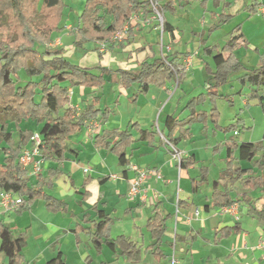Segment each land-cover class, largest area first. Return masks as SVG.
<instances>
[{"label":"crops","instance_id":"1","mask_svg":"<svg viewBox=\"0 0 264 264\" xmlns=\"http://www.w3.org/2000/svg\"><path fill=\"white\" fill-rule=\"evenodd\" d=\"M261 3L264 4V0ZM259 7L261 5H258L257 13L261 14ZM68 10L72 11V6L68 5L64 9V16ZM76 13L80 15L79 11ZM168 21L174 27V39L172 40L170 34L165 32L163 35L164 48L161 46V33L155 29V26L139 20L131 22V25L136 27L133 29V39L129 44L121 47L116 43H108V49L100 48L102 56L97 50L99 43H94V48L86 44L84 48L77 49L73 46V36L72 44L68 42L64 44L61 34H58L59 31L55 32L52 44L64 47L66 56L70 51L80 52L77 63L85 67L103 65L112 69L136 70L145 59L153 60L155 57L178 51L181 53L178 62L185 69V75L180 86L177 81H173L162 87L153 85L147 93H138L136 84L126 88L118 81L119 74H109L106 76L105 84L110 83H108L110 87L106 91L108 94L105 95L106 104H101L104 103L103 96L100 95V90L97 87L75 86L69 88V101L66 107L72 109L75 115L81 114L85 106L92 103H95L96 108L100 109V114L97 118L86 120L81 131L68 139L70 151L66 152V159L60 164L62 172L54 180L52 189L44 188L47 192L66 200L68 203L66 209L57 212L51 211L48 209L45 199L42 198L32 202L21 213L15 210L6 211L0 207V218H5L15 232L24 233L27 236L22 251L23 264H46L59 251L63 252L67 264L72 261L73 264H171V255L174 250L178 260L176 264H227L228 262V264H264V249L258 247L260 241L264 239V226H258V233L252 237L241 221L242 214L251 215L248 213L247 205L244 202H238V214L235 215L223 212L222 207H215L212 203V194L216 186L221 189L225 187L220 176L227 166V153L226 147L220 145L231 137L222 134L223 131L217 129L212 122L208 124L200 121L193 122L190 133L178 144L184 153L182 157H192L195 161L185 168H181L180 162L174 158L173 153L161 138L162 131L167 130L165 123L167 116L174 114L180 119L188 117L191 113L187 107L188 101L196 95L206 92L203 90L206 87V79L198 81L197 71H206V64L214 69L213 64H215L212 55L205 54L199 58L200 50L195 52L194 46L191 44L190 46L186 45L189 50L183 51L182 49L186 47L181 46L183 37L180 36L178 26L171 19ZM76 23L66 21L63 26L61 22V26L65 27L64 31H61L68 32ZM124 27H127L126 24ZM244 27L241 24L240 30L244 33L243 39H246L244 44L250 48L252 42L247 37L248 32H245L247 30ZM235 28L236 26L225 36L226 41L232 34L240 32ZM151 33L159 35L160 42H150L148 37ZM209 37L206 38V45L222 47L220 43L208 44ZM192 40H194L193 36L187 34L185 44L192 43ZM242 44L243 41L238 42L236 47ZM202 45L203 48L206 46ZM263 46L264 31L262 46L257 48L262 51ZM187 51L192 55L183 58L184 52ZM211 76L208 74V79ZM188 77H190L188 82L191 87L187 89L184 84ZM200 88L201 91L195 94ZM95 97H99V101L94 102ZM108 103L114 104L111 106ZM244 103L249 104V99L246 98ZM260 103L264 105V100ZM103 105L106 107L104 108ZM214 105L208 98L196 108L209 111ZM106 108H109L110 112L103 115L102 112ZM237 118L242 117H236L232 122ZM242 119L246 127L245 119ZM160 120H162V124L159 123ZM31 122L30 119L23 121L20 125L22 128L39 131L42 124L34 121L36 124V128H34L30 124ZM131 123H138L143 128L156 129L159 133L153 142L137 140L128 151L130 163L121 165L113 152L95 145V135L104 129H125ZM219 124L222 125L220 120ZM196 126L199 127L198 134H195L194 131ZM241 129L237 133L236 130L234 131V137L241 133ZM175 135L178 136L179 132L177 131ZM135 136L139 137L137 132H135ZM212 138H215L213 140L215 143L211 142ZM254 139L243 141L259 144L261 150L257 157H263L264 128ZM237 141L241 142L238 138ZM31 146L32 142L28 140L22 151ZM235 154L238 155L237 152ZM1 155L0 162L4 158V155ZM52 156L46 146L42 155L37 156L42 159V173H46L49 167L56 168L58 166V162L52 159ZM235 163L237 165V162ZM238 164L244 168L253 167L255 175L261 173L264 175V169L261 170L254 166L251 161L240 160ZM135 167L149 169L150 173L141 186L140 192L131 195L129 192L131 181L137 173ZM203 168H206L207 173ZM25 169L31 183L36 184L37 173H32L30 167ZM204 174L206 175L205 179H203ZM89 176L91 180L83 186L84 178ZM193 179L203 180V182L195 189ZM217 180L220 182L216 185ZM229 187L234 198L240 199L244 193H247L248 196L255 199L258 208L264 206L261 187L246 188L240 182ZM84 191L89 192L85 198L82 195ZM157 205L171 214L167 221L168 228L162 244L164 254L162 257L155 255L151 249L147 248L152 243V238L146 229V223ZM94 206L113 218L109 230L112 238L124 235L140 246L135 260H128L106 244L98 249L88 229L79 233L75 231L78 223L84 227L92 226L90 221L97 218L96 212L93 210ZM85 214L89 215V220L88 218L84 219ZM237 222L241 224L240 231H233L228 236L220 237L219 230L224 227H232ZM65 242L67 243L65 244ZM7 263L8 257L0 250V264Z\"/></svg>","mask_w":264,"mask_h":264},{"label":"trees","instance_id":"2","mask_svg":"<svg viewBox=\"0 0 264 264\" xmlns=\"http://www.w3.org/2000/svg\"><path fill=\"white\" fill-rule=\"evenodd\" d=\"M183 1L179 0L178 5H182ZM223 1L225 5L232 7V2ZM152 2H158V7L164 14L167 11L174 12L177 7L175 0H86L77 23L70 29L75 47L82 49L86 43L91 42L113 43L114 36L125 24L128 26V33L117 41L116 45L126 46L132 41L133 29L136 27L131 25V18L135 13H142V17L147 19L153 11ZM258 5L260 3L253 4L250 9L257 12ZM65 7L64 0H0V144L5 143L0 147V153L4 155L3 161L0 162V191H11L22 197V202L15 209L18 213L40 198L45 199L51 211H63L67 207L66 200L58 198L44 188L52 189L54 180L62 172L60 164L66 159V152L70 151L68 139L81 131L86 120L97 118L100 114V109L96 108L95 103L87 104L79 115H75L72 109L67 108L70 87H103L107 82L106 76L116 73L119 74L118 81L124 87L136 84L138 93H147L153 85L162 87L169 82L177 81L180 86L185 75V69L178 62L181 55L178 51L155 57L153 60L145 59L136 70L112 69L103 65L85 67L72 62L65 55L64 47L52 44L55 32L62 29ZM220 26L221 24H213L210 33ZM164 29L173 40L174 27L167 19L164 22ZM240 29L241 25L235 28L238 31ZM243 38L244 33L240 30L232 34L221 48L206 45L207 39H202V44L206 45L203 48L204 53L212 55L216 65V68L212 69L206 64V72L212 75L210 79H214V83L208 87V92L200 93L188 101L187 107L191 110L188 117L180 119L174 114L167 116L165 122L167 130L162 131V134L173 146L177 147L181 139L190 133L191 124L196 121L204 124L212 122L223 132L238 131L245 127L242 118H237L225 126L220 125V111L216 105L209 111L196 108L208 98L215 103L218 96H223L219 93L218 87L228 81L231 72L244 69L238 79L243 84L251 86L248 97L258 98L260 102L264 100V94L259 93V87L264 84V46L260 51L258 66L247 68L235 55L238 42H246ZM97 50L102 56L100 49ZM97 101L99 97L94 98V102ZM109 112L110 109L106 108L102 114L107 115ZM30 119L42 124L39 132L43 145L49 148L53 155L52 159L58 162L56 168L49 167L46 173H42L41 168L37 173L36 184L31 183L27 170L20 162L22 148L35 132L31 128H22L20 124ZM10 123H14L15 130L9 129ZM177 131L178 136L175 135ZM135 132L138 133V138ZM158 133L156 129L143 128L138 123H131L125 129H104L95 135V145L113 152L121 165H128L130 147L137 140L153 142ZM220 146H225L227 153V166L220 176L225 187L221 189L216 186L212 194L213 205L220 208L241 201L247 205L249 214L264 220V206L258 208L255 199L247 193L240 199L234 198L229 187L238 182L246 188L261 187L264 197V175L262 173L255 175L253 167L244 168L238 164L240 160L251 161L254 166L263 170L264 156L257 157L261 150L260 145L250 141L239 142L233 135ZM193 163L195 161L192 157H182L180 160L181 168ZM203 170L207 173L206 168ZM203 177L205 179L206 175ZM90 180V176L85 177L83 186ZM201 182L203 180L193 179V187L196 189ZM219 182L217 180L216 185ZM88 194V191H84L83 198ZM93 210L97 218L90 221L92 226L84 227L78 223L75 231L79 233L88 229L98 249L106 244L128 260H135L140 246L124 235L112 238L109 230L113 218L99 210L97 206H94ZM170 216V213L157 205L146 223V229L152 238V243L147 248L160 257L164 256L162 244ZM87 218L89 220V215L85 214L84 219ZM240 230L241 224L237 222L232 227L219 230L220 237ZM26 240V234L15 232L5 218H0V250L8 257L7 264H23L22 251ZM46 264L67 263L63 252L59 251Z\"/></svg>","mask_w":264,"mask_h":264},{"label":"rangeland","instance_id":"3","mask_svg":"<svg viewBox=\"0 0 264 264\" xmlns=\"http://www.w3.org/2000/svg\"><path fill=\"white\" fill-rule=\"evenodd\" d=\"M64 1L66 3V7L68 5L72 6V11L71 10L66 11L65 16L63 14L62 25L64 26L66 21L69 23H76L79 19V15L76 12L77 11H79L80 13L82 12L86 0H64ZM175 1L177 3L176 10L174 12L167 11L164 15V20L171 19L178 26L180 36L183 37L181 46L186 47L184 49L181 48L183 51L187 50L188 49L187 46H190L191 44L194 46L195 52L196 50H200L199 58L202 55L205 56V53L203 51L202 39H206L208 36H210L208 40V44L220 43V45L223 46L226 41L225 36L228 35L235 26L242 24L245 26L244 27L245 30H247L245 32H248L247 37L252 42L251 43L252 45L250 48L248 47L247 44L244 43L242 45H238L235 48V55L247 68H253L258 66V63L260 61L261 49H258L257 47L262 46V34L264 31V15H262L264 14V11L262 10L264 4L261 3V1L263 0H228L233 3L232 7L225 5L223 0H189V1L184 0L182 5H178L179 0H175ZM255 3H260L261 7H259V13L261 14H258L257 12H253L250 9L251 6H253V4ZM148 18H150V21L149 22L145 21L149 23L148 25L150 24L153 26L157 25L158 18L155 10L152 11L151 15ZM213 24H221V26L217 28L215 32L210 33L209 30ZM64 28L65 27H62L61 30L64 31L63 30ZM61 30L59 31L58 34H61L63 38V43L65 44L68 42L69 44H72L73 35L71 34L70 30L66 33L62 32ZM187 34L193 36L194 40L191 41L192 43L185 44V39L187 38ZM68 36H69V41H68ZM148 40L152 43H155L156 41L160 42L159 35L155 33H151L148 37ZM116 42L117 41H114L113 43ZM86 44L90 45L91 48H94L93 42ZM73 46H75L74 43ZM100 48L108 49L109 46L107 44L99 43L98 49ZM173 49L175 50V48ZM79 53L80 52H77L76 50L70 51L67 57L72 62L77 63L79 62ZM184 54L185 55L183 56V58L187 56L190 57L192 55L188 51L184 52ZM213 68L214 69L216 68L215 64H213ZM243 71L244 69L231 72V74L228 77V81L224 84H221L218 87L220 94L222 93L223 96L221 95L218 96V98L216 99L217 101H215L214 104L218 107L220 111V117H221L220 123L222 125H228L236 117H242L245 119L247 126L243 127L240 130L241 133L235 136L236 140L237 138L241 141L255 140L254 138L257 137L263 131L264 128V105L259 102L258 98L248 97V93L252 89L251 86L248 84H243L237 78V76L242 74ZM23 73L27 75L24 71ZM196 76L198 81H203L206 79L207 82L205 85L206 87H204L203 90L208 92V87L211 85V83H214V79H208V74L206 73V71L201 72L198 70ZM189 78L190 77H188L186 83L184 84L187 89L191 87V85L188 82ZM108 83L103 87H97L100 90L99 92L100 95L103 96L102 99L104 103L101 104L107 103V99L105 98L106 97L105 95L108 94L106 93V91L110 87ZM200 91L201 88L198 89L195 94L199 93ZM259 93L260 94L264 93V84L259 87ZM246 98L249 99V104L244 103ZM108 104L113 106L114 103H108ZM103 107L105 108L106 105H103ZM159 123L162 124V120H160ZM30 124H32V126L36 128V124L34 123V120H32ZM9 129H15L13 123L9 125ZM198 130L199 127L196 126L194 130L195 134H198L199 132ZM222 134H225L227 137L230 138L231 136L234 135V130L223 132ZM161 138L163 139L164 143H166V146L169 147L170 151L174 154L175 152L174 147L167 142L164 136L161 135ZM213 140H215V138L211 139V142L215 143V141ZM2 145H5V143H2ZM177 150L181 152L180 157H182L184 153L181 151V148L177 146ZM1 154L2 153H0V160L2 159ZM175 159L178 160V157ZM241 221L244 227L250 232L252 237H254V235L258 233L257 230L258 226L260 225L262 227L264 226V220L259 219L258 217L253 218L251 215L248 214H242ZM67 242H65V244ZM73 263L74 262L72 261V263L70 264Z\"/></svg>","mask_w":264,"mask_h":264},{"label":"built area","instance_id":"4","mask_svg":"<svg viewBox=\"0 0 264 264\" xmlns=\"http://www.w3.org/2000/svg\"><path fill=\"white\" fill-rule=\"evenodd\" d=\"M152 6H153V10L156 11V15L158 18L157 25L155 26V29H157L161 33V36H162L161 46H162V48H164L165 43L163 40V35L165 33V29H164V22H165L164 15L165 14L158 7V2H152ZM262 10L264 11V7L262 8ZM139 20L143 21V22L144 21H150L149 18L144 19L142 17V13H139V14L136 13L131 18V22H137ZM127 27H124L122 30H120L114 36L113 40L119 41V40L123 39V37H125L127 35ZM102 44H105V43H102ZM168 49H170V47H168ZM236 133H237V131H236ZM30 140L32 142V146L29 148H26L22 151V154L20 156V162L24 168L30 167L31 172L35 174V173H38L42 168V159L37 158V156L42 155V153L44 152L45 145H43L42 136H41L39 131L34 132L33 135L31 136ZM168 143L171 146H173L170 142H168ZM173 147L175 150L173 156L175 158L178 157V161L180 162V160L182 158V157H180L181 152L177 150V147H175V146H173ZM135 170L137 173H136V176L131 181V187H130V191H129L131 195H136L137 193L140 192L141 186L143 185V183L145 182V180L147 179V177L150 173L149 170L139 168V167H135ZM21 202H22V197L20 195H18L17 193H14L11 191H6V190L0 191V207L2 209L6 210V211L15 210L19 207ZM238 208H239V204L235 203L232 206H223L221 208V210L223 212H228V213L237 215L238 214ZM258 247L264 249V239H262L260 241ZM177 261L178 260H177L175 250H174L172 255H171V264H176Z\"/></svg>","mask_w":264,"mask_h":264}]
</instances>
